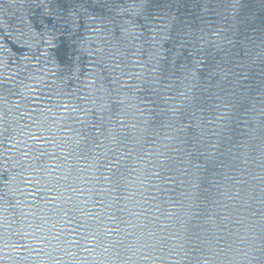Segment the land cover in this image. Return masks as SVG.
<instances>
[{
    "label": "water",
    "instance_id": "water-1",
    "mask_svg": "<svg viewBox=\"0 0 264 264\" xmlns=\"http://www.w3.org/2000/svg\"><path fill=\"white\" fill-rule=\"evenodd\" d=\"M0 264H264V0H0Z\"/></svg>",
    "mask_w": 264,
    "mask_h": 264
}]
</instances>
